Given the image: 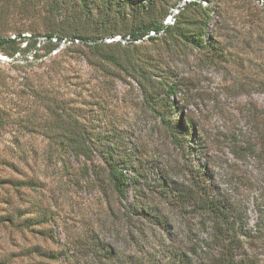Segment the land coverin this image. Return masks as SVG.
Returning a JSON list of instances; mask_svg holds the SVG:
<instances>
[{
  "label": "rangeland",
  "instance_id": "obj_1",
  "mask_svg": "<svg viewBox=\"0 0 264 264\" xmlns=\"http://www.w3.org/2000/svg\"><path fill=\"white\" fill-rule=\"evenodd\" d=\"M126 1L132 6L140 2L147 5L146 0ZM180 1L161 0L149 9L150 15L162 21ZM21 2L23 0H0L2 37H13L18 33L36 34L40 35L37 37L43 45L48 33L62 35L63 38L77 33V23L67 18L66 11H51L44 0H35L27 9L12 6ZM98 2L104 3L105 0ZM255 3L264 12V1L255 0ZM201 4L206 7L208 1ZM116 5L120 4L116 2ZM93 6L90 7L91 14L97 17L100 10L95 4ZM166 10L168 13L164 14ZM118 13V25L123 33L136 25L132 8ZM94 28L91 25L86 33H78L92 34ZM211 28L212 24L209 32ZM163 38L161 36L155 46ZM91 42L94 41L89 39L88 43ZM135 43L142 48L152 44L151 41ZM66 46L69 44L61 40L50 53L46 46L39 51L41 57L38 59L29 56L34 65L25 69L21 67L24 61L18 53L14 56L8 53L11 47L5 45L0 49V175L20 178L21 183L25 180L18 190L0 185V196L9 193L22 208L32 206L34 214L45 212L48 220V223L34 227L45 229L46 235L32 228L21 230L0 226V257L9 254L8 264H96L90 245L106 244L114 253L115 245H118L126 259L132 256L129 260L135 264H147L152 258L181 264L180 257L193 242L188 227L191 219L188 215L182 216L180 207L167 204L158 193L147 190H141L138 197L132 186L127 188V197L119 200L108 182L104 183V191L88 177L78 180L60 160L46 157L48 143L43 133L47 127L43 120L49 121L50 113L45 104L36 99L35 92L47 90V95H51L56 91L62 96L74 90L86 93L94 89L93 84L105 80L103 72L89 64L84 53L66 52ZM72 47L84 48L85 45L76 43ZM59 55L65 59L63 65L67 70L56 72L52 70L50 61ZM177 65L181 73L190 78V83L188 90L178 93L174 99L185 107V112L195 124L190 143L183 152L173 144L170 131L165 128L159 113L145 102L130 78L126 81L115 79L111 96L103 108L94 104L86 108L88 118L94 119L90 126L122 135L135 154L144 156L146 166L154 176L169 174L178 180H187L188 168L207 164L209 178L247 210L253 223L257 216L253 202L264 188V161L235 159L230 152V137L235 129L242 131L241 138L255 135L254 106H264V94L252 85L247 92L231 88L230 84L234 82L231 77L240 78L242 68L232 63L219 66L208 59L204 51L183 49ZM72 76H79L82 81ZM77 100L79 102L73 100L71 104L78 105L81 100ZM35 122L42 124L37 126ZM27 149L32 153L25 156L23 151ZM74 166L81 167L75 162ZM186 168L187 172L183 174ZM239 172L245 176L243 185H240L241 178L237 177ZM141 203L147 208L162 207L164 220L172 225L164 226L158 221L156 224V219L153 221L149 216L136 214L135 206H141ZM126 206L131 213L134 212L135 223L123 221V226L118 227L115 225V212L127 211ZM131 230L139 235L133 238L127 235L124 241L119 240ZM27 246L53 250L56 257L48 259L38 254L34 257L15 256Z\"/></svg>",
  "mask_w": 264,
  "mask_h": 264
},
{
  "label": "trees",
  "instance_id": "obj_2",
  "mask_svg": "<svg viewBox=\"0 0 264 264\" xmlns=\"http://www.w3.org/2000/svg\"><path fill=\"white\" fill-rule=\"evenodd\" d=\"M34 1L23 0L12 6L27 9ZM44 1L51 11L64 10L68 13L67 18L77 23V33L66 38H77L85 47H72L76 43L71 42L64 48L65 51L84 53L87 62L100 69L105 79L93 84L94 89L86 93L74 90L62 96L56 91L51 95H47V90L35 92L36 99L43 102L50 113L49 121L43 120V125L47 127L43 133L48 143L46 157L60 160L78 180L88 177L100 189H104V183L108 182L119 200L127 197V188L132 186L138 197L143 190H147L158 193L167 204L180 207L182 216L188 215L191 219L188 227L193 242L180 257L181 264H264V188L253 202L257 216L251 223L247 210L209 178L207 171L210 168L207 164L188 168V172L187 168L184 169L183 174L187 172L189 175L187 180H178L169 174L154 176L146 166L144 156L135 154L122 135L91 127L94 119L88 118L85 112L91 104L103 108L104 102L111 96L115 79L126 81L130 78L141 91L145 102L159 113L165 128L170 131L173 144L183 152L195 131L193 118L174 99L178 93L187 91L190 83V78L182 74L177 65L183 49L204 51L208 59L219 66L229 63L239 65L242 68L241 77H231L234 82L230 87L238 92H247L252 85L264 94V12L260 11L255 0H207L206 7L202 6V1L187 2L177 15L175 24L166 27L160 44L155 46L161 36H150L141 41L152 42L151 46L144 48L138 46L135 40L163 26V20L155 19L149 12L161 0H146L147 5L140 2L136 6L126 0H105L104 3L98 0ZM116 2L120 5L117 6ZM93 4L100 10L97 17H93L90 11ZM125 8L133 9L136 25L123 33L118 25V12ZM210 24L212 28L209 32ZM91 25L95 27L92 34H84ZM115 34L123 38L129 36L130 41L105 40ZM37 36L40 35L18 33L14 38L0 35V49L8 45L12 49L8 52L11 56L17 53L21 56L23 69L32 67L34 62L29 60V56L38 59L41 49L48 46L47 52L50 53L64 39L62 35L48 33L47 41L41 45ZM52 37L57 40L53 41ZM89 39L94 42L88 43ZM64 62L60 55L51 59L52 70H65ZM252 75H255L254 78ZM243 77L249 80L242 81ZM72 78L81 79L79 76ZM77 99L81 100L78 105L71 104L73 100L79 102ZM254 109L255 135L241 138L242 131L235 129L230 137V152L239 161L249 158L264 161V106H254ZM41 124L35 122L37 126ZM31 151L24 150L23 154L27 156ZM74 162L81 167L76 168ZM238 174L240 185H243L245 176L240 172ZM22 183L20 178L0 175V185L3 187L18 190ZM126 208L125 212H115V225L118 227L123 226V221L135 223L134 212ZM135 213L149 216L153 221L156 219V224L157 221L164 226L171 223L164 220L162 207L136 205ZM45 216V212L34 214L32 206L22 208L9 193L0 196V226L21 230L32 228L46 235L45 229L34 228L48 223ZM130 235L133 238L139 234L131 230L119 240L124 241ZM90 247L96 264H135L130 261L132 256H129L130 260L126 259L118 245H115V253L106 244H91ZM37 254L48 259L56 257L53 250H42L40 246L22 248L15 256L34 257ZM9 259V254L1 256L0 264H8ZM147 264L170 262L152 258Z\"/></svg>",
  "mask_w": 264,
  "mask_h": 264
},
{
  "label": "built area",
  "instance_id": "obj_3",
  "mask_svg": "<svg viewBox=\"0 0 264 264\" xmlns=\"http://www.w3.org/2000/svg\"><path fill=\"white\" fill-rule=\"evenodd\" d=\"M190 1H198V2L202 1L203 2L205 0H181L178 4H176L175 7H173L171 9L170 14L163 20V26L161 28L150 30L148 34L144 35L141 39L135 40V42L142 41L143 39H148L150 36H155V37L162 36L165 33L166 27L175 24L177 15L179 14L180 10L184 7V5L187 2H190ZM14 37H15V35L13 36V38ZM52 40L56 41L57 38L52 37ZM105 40L109 41V42L110 41H122L123 43H126L127 41H130V37L127 36L126 38H123L121 35H115L111 38H106ZM62 41L64 44L65 43L70 44L71 42H76V43L80 42V40L77 38H75L73 40H69L67 38H64Z\"/></svg>",
  "mask_w": 264,
  "mask_h": 264
}]
</instances>
